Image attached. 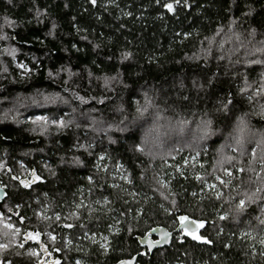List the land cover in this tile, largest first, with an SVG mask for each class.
Masks as SVG:
<instances>
[{"label":"trees","instance_id":"obj_1","mask_svg":"<svg viewBox=\"0 0 264 264\" xmlns=\"http://www.w3.org/2000/svg\"><path fill=\"white\" fill-rule=\"evenodd\" d=\"M0 185V264H264V0H0Z\"/></svg>","mask_w":264,"mask_h":264},{"label":"water","instance_id":"obj_2","mask_svg":"<svg viewBox=\"0 0 264 264\" xmlns=\"http://www.w3.org/2000/svg\"><path fill=\"white\" fill-rule=\"evenodd\" d=\"M36 177H39L38 174L35 170H32L29 174V178L20 180L19 182L25 187H28L29 185L39 181V179H36ZM6 195V190L0 185V203L5 199ZM185 224L187 225V229H185L184 225L180 222L173 231H168L167 229L160 227L153 228L139 238V243L149 252H152L157 248L169 245L171 243L173 233L177 232L178 230H187L188 232L191 231L192 233L198 230V223L194 219L189 218L188 221H185ZM153 235L157 236V239H153ZM157 241H159V243H156Z\"/></svg>","mask_w":264,"mask_h":264},{"label":"snow or ice","instance_id":"obj_3","mask_svg":"<svg viewBox=\"0 0 264 264\" xmlns=\"http://www.w3.org/2000/svg\"><path fill=\"white\" fill-rule=\"evenodd\" d=\"M93 3H95V0H93ZM165 7L169 10V11H172L173 10V5L172 4H166L165 5ZM21 67H23V65L21 66ZM56 99H58V97H49V96H45L44 98H43V100H44V102H52V103H55L56 102ZM32 103H34V104H39L40 103V101H37V100H33L32 101ZM21 106H23V105H21ZM44 121L45 123L47 122V118L46 117H37L36 118V120H34L33 121V123H38V122H40V121ZM52 123L53 124H57L58 123V126L59 127H65L66 125H65V122L63 121V120H60L59 122H57V121H52ZM254 154V153H253ZM36 179H39V177H36ZM27 186V185H26ZM259 191H261V189H257V192H259ZM249 200H251V197H249ZM245 200H240V203H239V206H238V208H239V210H243V208L245 207ZM57 218H59V217H57ZM180 219V222H181V224H183L184 225V227H185V229H187V225L185 224V221H188V217H180L179 218ZM219 219H221V220H223V219H226V217L225 216H220L219 217ZM262 222H264V221H262ZM7 227H9V228H11L12 227V225H7ZM68 227H71V225H68ZM199 227H204V224H203V222H201L200 224H199ZM19 230L17 229V232H18ZM187 234L188 235H193V233L191 232V231H189V232H187ZM38 235V234H37ZM28 237L29 238H31V239H35L36 237L35 236H33L31 233H29L28 234ZM193 239H202L201 237H199V236H196V235H193ZM205 242H207V243H211V241H205ZM156 243H159V241H157ZM0 247H6V245H0Z\"/></svg>","mask_w":264,"mask_h":264},{"label":"flooded vegetation","instance_id":"obj_4","mask_svg":"<svg viewBox=\"0 0 264 264\" xmlns=\"http://www.w3.org/2000/svg\"><path fill=\"white\" fill-rule=\"evenodd\" d=\"M179 223H180V221H179ZM197 223H198V230L197 231H195L194 233H193V235H196V236H199V237H201L202 239H193V235H188L187 234V230H178L177 232H175V233H173V235H172V239L176 236V237H179V238H181L182 240L183 239H189V240H193L195 243H197V244H208L207 242H205V241H208V239H207V237H206V235L204 234V232H203V228L204 227H199V224L201 223V221H197ZM152 238L153 239H157V236H155V235H153L152 236ZM172 241V240H171ZM144 248V247H143ZM144 249H146V248H144ZM147 250V249H146ZM148 251V250H147ZM47 261L49 262V263H47V264H54V259H53V257L52 256H50L48 259H47ZM127 264V263H126Z\"/></svg>","mask_w":264,"mask_h":264},{"label":"rangeland","instance_id":"obj_5","mask_svg":"<svg viewBox=\"0 0 264 264\" xmlns=\"http://www.w3.org/2000/svg\"><path fill=\"white\" fill-rule=\"evenodd\" d=\"M0 217H1V213H0ZM9 224L12 225L11 222H10V220H8V219H7V220H4V225H5V226H7V225H9ZM12 227H13V226H12ZM12 227H11V228H12ZM8 228H9V227H8Z\"/></svg>","mask_w":264,"mask_h":264}]
</instances>
